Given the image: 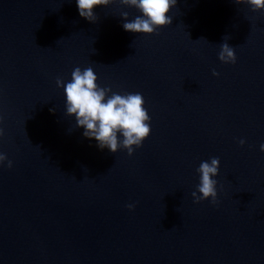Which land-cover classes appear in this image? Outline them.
Segmentation results:
<instances>
[{
  "label": "water",
  "instance_id": "95a60500",
  "mask_svg": "<svg viewBox=\"0 0 264 264\" xmlns=\"http://www.w3.org/2000/svg\"><path fill=\"white\" fill-rule=\"evenodd\" d=\"M93 11L0 0V264H264V10L176 0L150 35L123 29L141 13L120 0ZM76 67L142 94L151 131L131 156L66 114L56 81ZM212 157L218 203H195Z\"/></svg>",
  "mask_w": 264,
  "mask_h": 264
},
{
  "label": "clouds",
  "instance_id": "9594fccd",
  "mask_svg": "<svg viewBox=\"0 0 264 264\" xmlns=\"http://www.w3.org/2000/svg\"><path fill=\"white\" fill-rule=\"evenodd\" d=\"M113 2L114 0H76L79 15L90 22L97 20L93 11L95 6H108ZM120 3L134 7L141 13L129 21L128 13L123 12V29L150 35L172 23L168 13L176 5V0H120ZM235 3L248 4L253 12L264 10V0H235ZM219 59L224 63L236 62L234 48L227 42L221 44ZM213 75L219 74L214 71ZM96 81L97 75L92 67L83 70L80 67L74 68L71 80L66 84L62 79H57V86L63 87L66 95V114L75 117L76 126L84 129L83 135L94 138L101 150L108 148L110 152L116 153L118 149H126L131 156L135 148L142 146L151 131L150 116L144 107V98L138 92L124 95L111 92L110 88L100 87ZM110 92L111 95H108ZM3 135L4 131L0 128V137ZM244 143V140H240L241 145ZM260 147L264 151V144ZM5 160L7 156L0 153V164ZM7 166L11 168L12 161L8 160ZM219 166L218 157L201 161L196 169L199 183L191 193L195 203L209 199L213 205L218 203V182L213 177L218 175ZM127 207L132 210L135 205L129 204Z\"/></svg>",
  "mask_w": 264,
  "mask_h": 264
}]
</instances>
